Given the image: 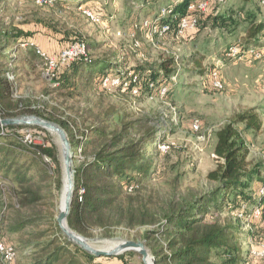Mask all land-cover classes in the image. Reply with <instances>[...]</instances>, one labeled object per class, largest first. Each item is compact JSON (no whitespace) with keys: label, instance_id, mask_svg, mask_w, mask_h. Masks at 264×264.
I'll use <instances>...</instances> for the list:
<instances>
[{"label":"rangeland","instance_id":"1","mask_svg":"<svg viewBox=\"0 0 264 264\" xmlns=\"http://www.w3.org/2000/svg\"><path fill=\"white\" fill-rule=\"evenodd\" d=\"M253 1V4L245 6L244 17L255 10L259 17L264 18L262 0ZM230 4L236 9L243 7L239 0L230 1ZM90 5L94 9H103L104 16H101L100 22L89 19L74 4L39 5L33 0H2L0 19L12 28L19 27L33 32L31 39L54 55L80 38L87 44L88 53L93 59L110 61L108 71L111 74L115 73L120 64L123 65L121 69L129 73L134 68L174 59L178 70L170 75L169 93L162 94L166 90L164 89L160 96L140 97L124 89L114 88L119 82L115 86H111V83L105 86V81H110V78L104 79L101 86L97 77L89 81L80 80L74 89H64L48 77L45 64L34 49L29 56L16 50L7 52L10 57H19L16 62L10 63L9 60L7 65L16 77L13 84L15 99L22 100L25 107L38 111L43 116L41 119L57 125L58 121L65 120L70 121L79 131L91 127L104 129L110 135L130 131L136 133V137L149 134L162 140V172H159L158 179L148 184L146 192L154 197L155 202L170 200L175 191L176 200H180L211 190L214 184L207 177L219 163L215 154L217 133L236 115L251 108L260 113L263 129L254 132L247 130L244 125L238 128L248 143L249 162L264 167V35L259 43L248 47L258 48L262 52L260 59L248 55L241 61H231L225 56L228 48L236 42L246 43L249 23L243 19L233 35L231 32L213 30L212 26L205 29L200 26L198 32L188 30L179 36L140 28L141 24H150L151 19L157 17L162 3L155 8L147 6L139 9L135 7L133 0H97L96 4ZM216 5L219 4L215 3ZM166 14L165 10L162 11V15ZM136 15L140 23L138 26H134L132 21ZM194 55L205 57L202 70L192 64ZM216 65H221L219 71L224 82L222 90L215 89L211 81V72ZM31 116L34 115L10 119ZM4 119L7 118L0 116V120ZM196 121L201 125L199 131L193 128ZM141 125L145 127V131L139 135L136 127ZM14 126L22 127L16 129L20 133L33 131L37 138L33 145L52 148L56 155V161H51L45 155L37 157L34 151L18 157L14 151H9L6 155L0 152V164L3 165L0 166V182L4 192L2 201L10 205L9 220L2 230L0 242L13 245L18 250L16 261L12 264H30L36 259L33 252L39 250L24 247L23 242L46 243L56 233L55 221L57 222L62 208L65 191L58 192L52 186L51 191L55 197L52 202L54 207L51 206L50 199L41 188L49 189V185L39 183V177L40 174L50 176L53 182L59 175L63 181V147L58 134L38 125ZM7 127L9 126L0 127L1 134L5 130V133L9 131ZM153 149L154 143L147 149V153L151 154ZM78 158L84 157L79 155ZM9 165L14 166L9 168ZM17 173L24 174L27 179L34 177L35 181L24 184L23 181L15 180ZM26 188H30L32 193L41 198L22 208L13 195L18 191L23 194ZM226 216L223 215L222 218ZM240 218L242 221L238 224L239 232L236 237L240 239L242 251L246 255L251 252V256H246L243 262L264 264V256H259L264 251V218L253 216L251 220H246L243 212ZM16 219L26 224L24 231H10V222ZM234 223H237L235 219ZM146 229L119 227L113 238H107L104 229L97 227L87 239L105 249L113 248L122 241L144 242L154 256L152 247L144 239ZM132 253L123 254V260L115 257L113 264H144L139 253ZM112 258L114 257L109 259ZM106 259L101 258L99 262L106 264L109 261ZM77 262L86 264L83 254H78Z\"/></svg>","mask_w":264,"mask_h":264},{"label":"trees","instance_id":"2","mask_svg":"<svg viewBox=\"0 0 264 264\" xmlns=\"http://www.w3.org/2000/svg\"><path fill=\"white\" fill-rule=\"evenodd\" d=\"M49 1L52 4H74L81 10L90 9L100 18L104 16L102 8L94 9L93 5H90L96 4L97 0ZM133 1L138 9L147 6L155 8L162 3V9L159 10L157 17L151 19L149 28L141 24L142 29L150 30L151 27L167 24L170 26L168 33L178 35L181 22L187 19L188 21L197 20V25L192 31L198 32L200 26L202 29L212 26L213 30L227 31L233 35L243 19L249 23L246 29V47L259 43L264 35V18L259 17L257 11H250L249 15L244 17L245 6L253 4V0H239L243 3V7L238 9L230 4L233 0ZM206 1L209 5L207 11L203 12L198 7ZM214 2L219 5L215 6ZM1 3L2 0H0ZM192 5H195V9H191ZM164 10L167 12L166 15H162ZM132 21L134 26L140 24L138 15L134 16ZM33 36V32L24 31L19 27L12 28L0 19V116L3 118L27 115L43 117L35 109L25 107L22 100L15 99L14 85L6 77L9 71L8 61L12 63L19 60L17 56H8L7 52L16 50L24 56H29L36 46L44 50L41 45L31 39ZM76 40L63 50L76 42H83L80 38ZM204 60L205 57L194 55L192 64H196L202 70ZM110 67L109 60L93 59L88 53L87 57L60 65L54 80L62 88L70 90L74 89L80 80L89 81L97 77L102 86L103 80L110 78L119 81V84L114 87L116 89H124L140 97L160 96L164 89H166V95L169 93L170 75L178 70L175 68L174 59L134 68L129 73L121 69L122 64L113 74L108 71ZM57 123L67 132L74 152L75 189L71 212L68 216V224L72 230L89 238L94 228L101 227L107 238H113L115 230L119 227L147 228L144 239L152 247L156 264H245L244 258L251 256V252L246 255L242 251L240 239L236 237V234L239 232L238 224L242 221L240 218L242 212L246 220H251L254 212L259 209L260 217L264 218V195L261 194L264 188L262 177L264 167L252 165L249 162L248 143L238 127L244 125L247 130L260 132L263 129V121L257 109L251 108L236 115L218 131L215 154L219 163L207 177L214 187L203 194L183 197L180 200H176L177 191H175L174 196L165 202H155L152 195L146 194L148 184L158 179L161 171L160 146L163 141L157 139L155 135H140L145 131L143 125L136 127L140 135L136 137V133L130 131L110 135L104 129L92 127L79 131L70 121L63 120ZM18 128L22 127L9 126L6 128L9 131L5 133V130L3 134L0 129L1 153L6 155L9 151H14L18 157L23 153L30 154L34 151L37 157L45 155L49 160L56 161L52 148L24 143V133L17 132ZM2 140L7 142L3 143ZM153 143V152L148 154L147 149ZM79 155L84 158H78ZM0 166L3 165L0 164ZM13 166L9 165V168ZM17 174L15 180L23 181L24 184L35 181L34 177L27 179L24 174ZM39 178V183L45 182L47 186L49 185V189L41 188L50 199L51 206L54 207L52 202L55 195L51 188L53 186L55 190L61 192L62 177L57 175L53 182L50 176L40 174ZM29 190L30 188H26L23 194L18 191L13 195L22 208L38 202L41 198ZM81 190H84L83 194ZM2 192L0 182V240L2 230L9 220L10 210V205L2 201L4 193ZM247 192L250 194L248 195ZM222 213L224 216L227 215L224 219ZM234 219L237 221L236 224ZM9 226L10 231L13 232L26 229V224L19 219L11 221ZM55 230L56 233L46 243L23 242L22 246L39 250L33 252L36 259H33L30 264H60L62 262L78 264L79 253L85 257L86 264H97L96 262L104 258L91 255L70 241L56 221ZM15 250L18 253L16 248ZM117 258L123 260L124 255ZM99 263L104 264L102 261ZM0 264H7L3 261L1 254Z\"/></svg>","mask_w":264,"mask_h":264},{"label":"built area","instance_id":"3","mask_svg":"<svg viewBox=\"0 0 264 264\" xmlns=\"http://www.w3.org/2000/svg\"><path fill=\"white\" fill-rule=\"evenodd\" d=\"M39 5H50L52 4L49 0H37L36 1ZM262 9L264 10V0L261 2ZM208 1L203 2L199 5V9L203 12L207 11L208 8ZM191 9H195V5L191 6ZM83 13L92 21L94 22H100V17L98 15H95L91 10L84 9ZM197 25V20L188 21L187 19H184L181 22L180 30H179V36H182L185 34L188 30H193L195 26ZM150 24L149 22L144 24L145 28H149ZM150 30L154 33L160 32L161 34H167L170 31L169 25H163L161 27H151ZM36 54L44 61L47 75L50 79H55L56 77V71L58 70L60 65H66L68 63H71L75 59L81 58V57H87L88 56V48L86 43L84 42H76L73 45H71L69 48L59 52L56 55H50L46 53L41 47L36 46L34 47ZM262 52L256 48V47H246L242 42H236L232 44L228 50L226 51V58L231 61H241L244 57H247L248 55H252L256 59H260ZM221 62V61H220ZM221 65H216V68H214L211 72V81L215 89L222 90L224 89V82L222 80V77L220 75V69ZM6 77L8 80L15 84L16 77L11 72L8 71L6 73ZM119 81L118 80H106L104 85L108 86L110 83L112 86H115ZM114 84V85H113ZM263 92H264V85H263ZM166 90L162 93L165 94ZM200 123L199 121H196L193 125L194 130L199 131L200 130ZM36 136L33 131H25L23 134V141L24 143L28 145H33L36 143ZM84 193V190H81V194ZM261 194L264 195V188L261 190ZM254 217L258 218L261 216L260 210H256L253 214ZM0 254L3 256V261L7 264H12L16 261L17 258V252L15 250V247L13 245L0 242ZM258 256V254H256ZM259 256H264V251L259 253Z\"/></svg>","mask_w":264,"mask_h":264},{"label":"water","instance_id":"4","mask_svg":"<svg viewBox=\"0 0 264 264\" xmlns=\"http://www.w3.org/2000/svg\"><path fill=\"white\" fill-rule=\"evenodd\" d=\"M38 125L54 134L52 130L58 133V137L63 147V160H64V179L62 192L65 191V210H60L57 217V223L61 228L64 235L73 243L78 245L83 251L94 255L96 257H118L127 252H137L142 256L144 264H156L154 256L147 249L144 242L122 241L117 246L105 249L95 245L94 242L88 240L81 234L75 232L69 227L68 216L71 212L73 202L74 189H75V170L73 161V152L67 132L55 123L47 122L39 117H23L19 119H4L0 120V127L13 126V125ZM65 178L68 180L66 189H64Z\"/></svg>","mask_w":264,"mask_h":264},{"label":"bare ground","instance_id":"5","mask_svg":"<svg viewBox=\"0 0 264 264\" xmlns=\"http://www.w3.org/2000/svg\"><path fill=\"white\" fill-rule=\"evenodd\" d=\"M54 133H56L54 130H52ZM58 134V133H56ZM59 135V134H58ZM64 173V172H63ZM67 184H68V180H66V183H64V187L66 189L67 187ZM64 195H65V192H64ZM63 195V199H62V208L60 210H65V196ZM149 264H151V261H149Z\"/></svg>","mask_w":264,"mask_h":264},{"label":"crops","instance_id":"6","mask_svg":"<svg viewBox=\"0 0 264 264\" xmlns=\"http://www.w3.org/2000/svg\"><path fill=\"white\" fill-rule=\"evenodd\" d=\"M106 260H109V261H106V264H113V262H115V261H112L113 259H109V258H107ZM114 260H116V259H114ZM118 260V259H117ZM115 264V263H114Z\"/></svg>","mask_w":264,"mask_h":264}]
</instances>
